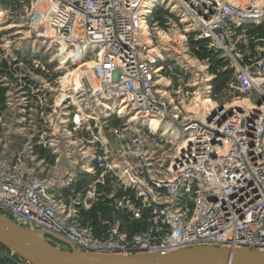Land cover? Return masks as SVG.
Wrapping results in <instances>:
<instances>
[{"label":"built area","instance_id":"built-area-1","mask_svg":"<svg viewBox=\"0 0 264 264\" xmlns=\"http://www.w3.org/2000/svg\"><path fill=\"white\" fill-rule=\"evenodd\" d=\"M149 2L0 0V32L19 27L50 38L47 49L64 44L71 59L52 65L28 54L24 37L0 38V107L15 112L26 139L0 157V212L45 231L54 245L69 247L58 237L88 252L264 250V47L258 56L259 48L246 49L264 22H236L263 17L264 0L168 1L186 27L180 51L154 44L157 30L171 36L173 21L154 18L166 0ZM88 59L87 82L77 87L60 75ZM227 69L232 75L216 91ZM236 84L252 90L249 103L220 102L235 96ZM205 100L211 111L198 113ZM114 102L122 109L108 114ZM150 118L166 123L156 131ZM0 264L33 263L0 243Z\"/></svg>","mask_w":264,"mask_h":264},{"label":"water","instance_id":"water-1","mask_svg":"<svg viewBox=\"0 0 264 264\" xmlns=\"http://www.w3.org/2000/svg\"><path fill=\"white\" fill-rule=\"evenodd\" d=\"M47 233L24 227L0 212V243L33 264H264V250L217 245H196L164 252L108 254L82 251L73 244L61 248Z\"/></svg>","mask_w":264,"mask_h":264},{"label":"rangeland","instance_id":"rangeland-1","mask_svg":"<svg viewBox=\"0 0 264 264\" xmlns=\"http://www.w3.org/2000/svg\"><path fill=\"white\" fill-rule=\"evenodd\" d=\"M168 1L171 0H166V2L164 4H162L164 7H162V9L160 10L159 16L154 15L155 20H158L160 22H165L168 18V22L173 21L170 25L167 26V29H169L171 31V36H168L164 33H160V37H159V30L156 31V36L159 39V41H157L156 39H154V44L155 45H160L162 46V44L164 45V43H167V45L169 47L172 48L173 51H180L181 48V44L180 43V39H181V34L185 33V25H183L182 23H180V19H181V15L178 9H174L171 10V7L169 9H165V7L168 5ZM161 5V6H162ZM164 8V9H163ZM167 10V11H166ZM160 17V18H157ZM175 23L178 24V26L175 25ZM164 28V27H161ZM261 29L264 28L263 26H257L254 27L253 29ZM20 32V33H17ZM168 32V31H167ZM253 32V31H252ZM250 32V36L249 34L247 35V37H249L248 41L250 40L249 43V48H246L249 51H253L255 52L256 48H259L258 53H256V55L258 56L259 53L261 52V49L264 47V35H260V34H256L255 32ZM154 34V33H153ZM170 34V32H169ZM155 35V34H154ZM241 35V34H239ZM16 37H24L23 40V45L25 47V49L27 48L26 52L29 54L32 50H35V54L37 55H41L46 57V60H50L52 59L53 62L51 63L52 65H57V60L61 59V62L63 64L68 63L71 59L67 57V55L63 52L67 51V48L63 49V45L61 44H53L52 46H54V48L51 49H47V46L51 44V39H41V38H36V37H31L30 34L25 31L24 29H21L19 27H14L11 31H2L0 32V38H4V40L6 39H15ZM169 37H171L173 40L170 41L169 43ZM239 39H241V37H239ZM176 40L177 43H174L173 41ZM182 42V41H181ZM35 44V45H33ZM32 46H35L32 49ZM246 49L244 50L243 54H245ZM166 52V51H165ZM164 54V51L162 52ZM73 58H79L78 55H75L72 57ZM74 60V59H73ZM86 63H81L79 66L77 64H74L72 62V64H68L65 67H61L62 69L60 70V75H65L69 73V76L72 80V82H75V78H77L80 82V84H82V77L85 76V82L88 81L89 77L90 79L93 77L92 75V66H93V62L91 63V59L86 60ZM223 62H225L224 60H221ZM225 65H227V62H225ZM75 70V71H74ZM72 71L76 72L75 75L72 74ZM75 84V83H74ZM234 89V93L235 96H221L220 97V102H235V101H242L245 99H248L250 97H252L253 92L250 89H243L241 86H238V84H236L234 87H232ZM60 89V87H59ZM60 91V90H59ZM0 98H1V92H0ZM1 101V99H0ZM62 103V102H61ZM202 106V105H201ZM244 106V105H243ZM59 107H62L59 106ZM63 110H67L66 108L64 109H60L59 108V115L61 114V112ZM69 110V109H68ZM13 114H15V112L11 109H9L4 102H2V106L0 107V117H2V122L0 124V157H2L3 159H9L11 158L12 154L14 152H16L17 150H22L20 149L23 144L26 142V139L24 137V134L21 133L22 129H20V124L16 123V119L13 116ZM11 120H13V124L10 123ZM148 124H150L151 126H154L157 130L160 128V123H158L156 120H151V122H149ZM179 145V144H178ZM118 146L114 145V147L116 148ZM172 148V151H170V155H174L176 152V147L177 145H169ZM62 150H66V148H62ZM61 164H66L67 160L64 157H61L60 160ZM104 207V206H103ZM101 207L97 208V210H99Z\"/></svg>","mask_w":264,"mask_h":264},{"label":"bare ground","instance_id":"bare-ground-1","mask_svg":"<svg viewBox=\"0 0 264 264\" xmlns=\"http://www.w3.org/2000/svg\"><path fill=\"white\" fill-rule=\"evenodd\" d=\"M157 3H159V0H150V2L147 4V8H152L153 6H155ZM151 12V11H150ZM236 22H238V24L242 25V24H248V23H254V22H257L258 24H261L264 22V16L263 17H260V18H256V19H249V18H243V19H236ZM63 49H65V45L63 44ZM90 48V47H89ZM65 53V52H63ZM66 54V53H65ZM82 54L80 48L76 50L75 53H73L72 57L75 56V55H78L80 57V55ZM67 57L69 58L68 54H66ZM93 61H91L92 63ZM87 64V63H86ZM75 71V70H74ZM72 71V74L75 75L76 72ZM71 76V75H70ZM69 76V77H70ZM74 81V80H72ZM75 85L78 87L80 85V82L77 78H75ZM249 103L248 99H245V100H242V101H235V104L238 105V106H243V105H247ZM119 109H122V107L118 106V102H114V103H109L107 104V108H106V111L108 114H112L113 112L115 111H118ZM212 109V101L211 100H205L203 103H202V106L200 107V111H198V113H208L210 112ZM202 110V111H201ZM124 113V110H121V114ZM151 120H156L158 123H160V127L163 126L164 123L166 122H161L160 120L156 119V118H150L148 120L145 121L146 123V126L148 127H151L153 130H156L157 129L154 127V126H151L150 124H148L149 122H151ZM166 126H169V124H167ZM160 129V128H159ZM158 129V130H159ZM167 130V129H166ZM166 133H168V131H166Z\"/></svg>","mask_w":264,"mask_h":264},{"label":"trees","instance_id":"trees-1","mask_svg":"<svg viewBox=\"0 0 264 264\" xmlns=\"http://www.w3.org/2000/svg\"><path fill=\"white\" fill-rule=\"evenodd\" d=\"M159 13H160V10H158L156 12V16H159ZM157 18H160V17H157ZM252 31L255 32L256 34L264 35V28L251 29V32ZM204 55L205 54H203L202 56H204ZM213 59H214L215 64L225 65V62L219 60L216 55H213ZM231 75H232L231 69H227L225 71H222V72L218 73V76H217L216 81H215L216 91H219L222 87H224L225 83L231 77Z\"/></svg>","mask_w":264,"mask_h":264}]
</instances>
